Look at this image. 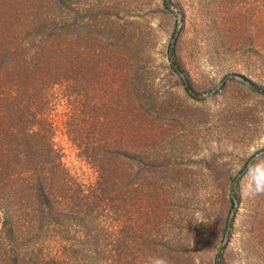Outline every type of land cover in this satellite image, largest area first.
<instances>
[{"label": "trees", "instance_id": "obj_1", "mask_svg": "<svg viewBox=\"0 0 264 264\" xmlns=\"http://www.w3.org/2000/svg\"><path fill=\"white\" fill-rule=\"evenodd\" d=\"M202 1L187 26L183 9L181 62L204 55L264 91V0ZM152 3L0 0V264H219L210 237L232 200L216 191L196 228L188 131L208 116L154 63ZM210 26L222 43L199 45ZM246 193L244 252L264 264V166Z\"/></svg>", "mask_w": 264, "mask_h": 264}, {"label": "rangeland", "instance_id": "obj_2", "mask_svg": "<svg viewBox=\"0 0 264 264\" xmlns=\"http://www.w3.org/2000/svg\"><path fill=\"white\" fill-rule=\"evenodd\" d=\"M158 3L159 0H153L149 6L152 14L148 18L153 32L154 63L161 65L160 75L170 72L165 83L173 88L174 95L183 103V111L196 117L204 114L208 116L205 123L192 126L188 131L189 137H196L197 140L192 145L193 154L189 156L193 172L187 183V187L196 192L193 203L196 207V228L198 224L201 226L202 222L213 219V208L217 203L214 193L225 190V196L228 198L230 194L232 204L228 205L227 202L223 207L217 229L210 237V253L219 264H252L244 252L251 215L247 209L246 192L256 169L264 166V157H261L264 156V94L252 88L254 84L249 79H243L236 72L229 71L224 65L204 55L181 62L186 36L185 32L182 35L180 32L182 12L184 9L187 26L198 4L196 0H169V5L164 8ZM134 7L130 13L137 14L143 9ZM171 8L180 15V20ZM173 34L174 47L168 53ZM220 34L216 26H210L196 41L199 45L221 44ZM169 59L182 69L183 80L170 70ZM231 73L233 75H229ZM61 138L66 159L75 162L73 149L64 137ZM251 159L255 160V167L237 180L244 162ZM207 167H211L210 170H206ZM234 202H238L237 212L230 228V238L222 247L226 224L222 231L221 221L223 216L228 217ZM204 228L198 227L201 235L205 234Z\"/></svg>", "mask_w": 264, "mask_h": 264}, {"label": "water", "instance_id": "obj_3", "mask_svg": "<svg viewBox=\"0 0 264 264\" xmlns=\"http://www.w3.org/2000/svg\"><path fill=\"white\" fill-rule=\"evenodd\" d=\"M165 4L166 5H169V0H165ZM171 10H173L174 12H176L174 9H172L171 8ZM177 13V12H176ZM177 15H178V17H179V20H180V15L177 13ZM174 36H175V34H173V36H172V38H171V40H170V42H169V45H168V53H170V50H171V48H172V45H173V42H174ZM175 67V66H174ZM178 72L181 74V72L178 70ZM229 75H233L232 73L231 74H229ZM236 78H241V77H238V76H235ZM241 80H242V78H241ZM249 85V84H248ZM252 88H255V89H257L256 87H253V86H251ZM261 92H263L264 93V91H261ZM243 174V171H240V173H239V175L236 177V179L237 180H239L240 179V177H241V175ZM232 190V186L230 185L229 186V191H231ZM237 208H238V202H234V204H233V207L230 209V212H229V215H228V217H227V219H226V229H225V235H224V239H223V241H222V246H225V244L227 243V240H228V228H229V226H230V224H231V222L233 221V218H234V216H235V213H236V211H237Z\"/></svg>", "mask_w": 264, "mask_h": 264}]
</instances>
